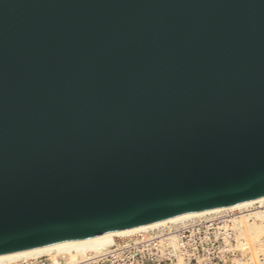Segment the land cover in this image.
I'll list each match as a JSON object with an SVG mask.
<instances>
[{
	"label": "water",
	"instance_id": "1",
	"mask_svg": "<svg viewBox=\"0 0 264 264\" xmlns=\"http://www.w3.org/2000/svg\"><path fill=\"white\" fill-rule=\"evenodd\" d=\"M264 198V0H0V257Z\"/></svg>",
	"mask_w": 264,
	"mask_h": 264
},
{
	"label": "built area",
	"instance_id": "2",
	"mask_svg": "<svg viewBox=\"0 0 264 264\" xmlns=\"http://www.w3.org/2000/svg\"><path fill=\"white\" fill-rule=\"evenodd\" d=\"M264 211V203L226 209L182 221L166 223L115 237L113 243L73 259L50 253L1 264H238L250 263L239 220L251 211ZM264 258V235L253 243Z\"/></svg>",
	"mask_w": 264,
	"mask_h": 264
},
{
	"label": "bare ground",
	"instance_id": "3",
	"mask_svg": "<svg viewBox=\"0 0 264 264\" xmlns=\"http://www.w3.org/2000/svg\"><path fill=\"white\" fill-rule=\"evenodd\" d=\"M254 203H264V198L252 200L248 202H243V203H239V204H235V205H231V206H227L223 208H218L214 210H209L205 212L172 218V219L120 231L117 233L94 237V238H90V239H86V240H82V241H78V242H74L70 244H64V245H59V246H53V247L42 248V249L17 253L13 255L3 256V257H0V264L17 261L19 259L35 257L39 255H47L50 253L60 254L63 256H67L70 259H73L77 256L83 255L84 253L88 251H96L98 249H102V248H106L110 246L113 243L115 237L133 234V233L146 230L149 228H154L157 226L165 225L166 223L182 221L188 218L199 217V216H203V215H207L211 213H216V212L226 210V209L245 208ZM237 230H238L239 237L245 239L244 245H247L250 251V256H249L250 263H246L245 261H242L241 263H238V264H264V258L257 257V250H255V247L253 246V243L259 240L264 235V211L255 210V211H251L247 217L243 216L239 220V227Z\"/></svg>",
	"mask_w": 264,
	"mask_h": 264
},
{
	"label": "rangeland",
	"instance_id": "4",
	"mask_svg": "<svg viewBox=\"0 0 264 264\" xmlns=\"http://www.w3.org/2000/svg\"><path fill=\"white\" fill-rule=\"evenodd\" d=\"M64 255H66V254H64Z\"/></svg>",
	"mask_w": 264,
	"mask_h": 264
}]
</instances>
